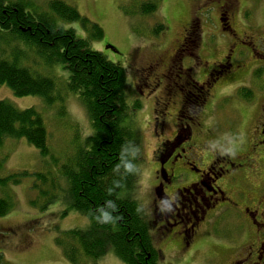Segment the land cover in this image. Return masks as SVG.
<instances>
[{
    "label": "rangeland",
    "instance_id": "374dc122",
    "mask_svg": "<svg viewBox=\"0 0 264 264\" xmlns=\"http://www.w3.org/2000/svg\"><path fill=\"white\" fill-rule=\"evenodd\" d=\"M48 1L33 0L41 8H45ZM62 1L75 7L83 17L101 27L103 37L91 41V47L125 69L126 104L130 108L135 103L138 104L134 114L123 123V126L132 129L135 138V146L130 154L132 178L118 190L116 197L137 202L150 225L149 234L153 246L158 253V250L161 251L156 264H223V250L214 247L209 239L203 238L193 248L186 249L180 234L163 232L160 223L153 227L150 224L152 203L158 183L159 163L155 151L160 140L170 139L177 127L179 94H182V91L177 90L170 98V94L173 93L170 84L176 80L174 69L180 67L179 63L183 70H186L188 65L185 48L178 53L175 50L185 34L183 24L192 6L191 0ZM148 1L156 3L158 8L151 15H141L139 5ZM57 23L64 29L74 30L76 38L86 36L77 23L62 21ZM156 23L165 26L163 33L158 37L153 35ZM5 33V31L0 33V45L6 43ZM26 46L21 45L23 49L21 64L31 70H41L40 73L43 75L55 77L57 92L63 95L64 103L57 102L49 106L39 96L16 97L7 85L0 86V100L9 101L19 109L34 108L41 114L50 152L47 157L41 156L39 150L25 139H6L0 148V176L22 171L30 174L22 178L17 185L0 186V198H5L7 192L15 201L13 208L0 217V264H71L61 247L62 243L67 241L65 232L73 228L84 229L89 223L86 218L71 209L66 201V179L62 177L60 167L71 161L75 144L83 146L85 139L93 130L78 95L68 93L65 96L63 85L59 83H66L69 72L61 65H53L51 68L37 65L34 63L38 62L34 49ZM108 47L116 51L107 49ZM25 53L29 57V64L25 61ZM176 53L179 60L174 61L172 56ZM151 62L157 64L148 69L147 66ZM207 69H203V73L195 72L196 79L202 80ZM251 83L254 82L248 80L231 84L233 89H236ZM226 109L217 108L213 112L216 123H208V129L215 134L230 136L235 132L225 115ZM155 117L161 121L158 133L155 132L153 125ZM158 134L160 135L157 136ZM52 156L57 162L51 160ZM208 159L209 157H206L200 161L199 166L205 164ZM34 173H50L53 179L58 180L60 186L57 200L47 205L43 212L31 205V200L36 196L32 189ZM187 173L192 178L196 177L189 169ZM37 201L40 204L42 199ZM179 230L181 229H175ZM56 237L62 240L60 245L56 244ZM213 237L216 241L224 243L220 238ZM85 261L86 258L81 259V262ZM226 261L227 259L225 263ZM85 264L123 263L112 250H109L96 261H87Z\"/></svg>",
    "mask_w": 264,
    "mask_h": 264
},
{
    "label": "flooded vegetation",
    "instance_id": "af4514ba",
    "mask_svg": "<svg viewBox=\"0 0 264 264\" xmlns=\"http://www.w3.org/2000/svg\"><path fill=\"white\" fill-rule=\"evenodd\" d=\"M191 3L185 37L175 50L185 48L188 65L183 70L179 63L170 84V98L182 91L177 127L155 151L158 183L150 224L180 234L186 249L209 239L223 250V264H264V0ZM248 80L254 83L233 89L231 83ZM217 108H227L233 135L208 129Z\"/></svg>",
    "mask_w": 264,
    "mask_h": 264
},
{
    "label": "trees",
    "instance_id": "16d2710c",
    "mask_svg": "<svg viewBox=\"0 0 264 264\" xmlns=\"http://www.w3.org/2000/svg\"><path fill=\"white\" fill-rule=\"evenodd\" d=\"M139 6L141 15L146 16L158 8L152 1ZM58 21L77 23L86 36L76 38L74 30L64 29ZM164 27L156 23L153 35L158 37ZM2 31L7 38L5 45H0V86L7 85L16 97L39 96L49 106L64 103L63 95L57 92L55 77L21 64V45H27L34 49L37 65L49 68L61 65L69 72L66 83H59L65 96L78 95L93 130L83 146L75 144L71 161L60 167L66 179V201L89 224L84 229L67 230V241L62 243L56 237V244L62 243L63 254L71 264H83L82 258L96 261L109 250L123 264H156L159 253L137 202L116 197L118 190L132 178L130 154L135 138L132 129L123 123L134 114L138 104L132 108L126 104L125 69L91 47V41L103 37V30L62 0H49L45 8L33 0H0ZM25 61H29L26 53ZM9 138L25 139L41 156L50 155L41 114L34 108L19 109L0 100V148ZM51 160L57 162L53 156ZM29 175L22 171L0 176V186L17 185ZM32 176L36 196L31 205L43 212L57 200L59 182L50 173ZM7 196L6 192L5 198H0V217L13 208L14 197ZM36 199L42 202L38 204Z\"/></svg>",
    "mask_w": 264,
    "mask_h": 264
},
{
    "label": "water",
    "instance_id": "95a60500",
    "mask_svg": "<svg viewBox=\"0 0 264 264\" xmlns=\"http://www.w3.org/2000/svg\"><path fill=\"white\" fill-rule=\"evenodd\" d=\"M107 49H111V50H113V51H116V50H114L112 47H108ZM161 166H162V164H161ZM162 192V190L160 189V190H156V194H157V196L158 197H160V193Z\"/></svg>",
    "mask_w": 264,
    "mask_h": 264
}]
</instances>
